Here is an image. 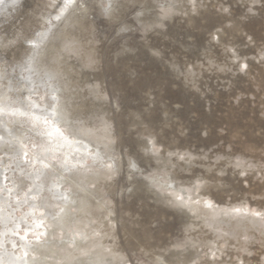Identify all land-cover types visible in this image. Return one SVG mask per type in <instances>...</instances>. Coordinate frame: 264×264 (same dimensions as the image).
<instances>
[{
	"label": "rangeland",
	"instance_id": "1",
	"mask_svg": "<svg viewBox=\"0 0 264 264\" xmlns=\"http://www.w3.org/2000/svg\"><path fill=\"white\" fill-rule=\"evenodd\" d=\"M77 1L69 9L84 28L53 19L36 50L43 72L52 62L48 43L62 47L60 109L75 104L67 114L73 128L110 129L107 147L99 146L110 166L90 158L82 165L95 171L88 187L98 186L93 201H102L92 225L103 216L102 228L114 234L104 242L125 264H264V0H112V12L109 0ZM24 154L0 173L14 194L28 185L18 171L31 160ZM192 196L217 214L193 218ZM240 220L249 222L231 231L227 224Z\"/></svg>",
	"mask_w": 264,
	"mask_h": 264
},
{
	"label": "bare ground",
	"instance_id": "2",
	"mask_svg": "<svg viewBox=\"0 0 264 264\" xmlns=\"http://www.w3.org/2000/svg\"><path fill=\"white\" fill-rule=\"evenodd\" d=\"M5 1H7L5 6H0V173L9 163L15 161V155L24 157V153H29L31 160L29 159L26 167L18 168V171L26 179L28 178L26 188L21 189L20 187V190L17 188L19 191L22 190L20 194H14L15 191H11L9 186H3L2 179L7 180V175L0 178V264H125L126 260L121 257L122 252L117 253L115 248H111V245L103 240L109 235L111 238L114 237L112 228L111 233L102 228L106 224L102 221L103 216H101V220H98V224L92 225L91 220L95 217L94 213L102 214L97 211V207L102 204V201L101 198L97 203L93 201L99 198L98 193L95 192L98 186L93 192L88 187L96 179L95 171L88 173L87 170L82 169L87 158H90L97 165L102 162L107 165L108 160L106 158L108 159V157L102 154L99 146L104 144L107 147L105 143L111 139L109 136L110 129L106 126L98 128L88 125L79 126L78 130L73 128L70 123L71 117L67 114L72 113L73 115L75 113L73 111L75 104L71 105L70 109L64 111L62 108L60 109V82L57 81L56 77L61 73L67 74L62 65L63 59H60L62 47L57 46L54 42L48 43V45L54 46V50L50 52L52 62L45 66L43 72H40L41 66H43L40 64L41 58L39 59V52L41 51L36 50L40 47V42H43L44 38L53 31L54 24L51 23L54 20L60 22L63 18L67 22L75 23V25L84 28L80 20L82 15H75L70 12L71 8L79 9L77 3H74L78 1L74 0L70 9L71 5L66 7L67 2L65 3V0ZM83 9L86 10L87 7L84 6ZM59 10H61L60 13ZM56 15L59 19L56 17L53 20L52 18ZM66 35L69 34L57 35V37L65 38ZM67 40L70 44L78 41L72 36H69ZM24 41L29 43L28 46L23 47ZM80 46H84V44L80 43ZM90 53L92 54V48L84 50V55L91 61L93 57L90 56ZM37 56L38 60L36 59ZM19 76L25 80L24 82L18 81L17 84L16 81ZM24 83L27 85L26 87L23 85ZM19 86L24 90L20 91ZM40 90L47 92L48 101L45 99L41 101ZM33 93L38 94L34 96ZM56 93H58L57 96ZM52 105L56 106L59 113L60 119L57 126L63 133L65 132L63 138L55 134L52 137L41 135L45 128L44 118L47 117L51 120ZM103 120L107 121L106 119ZM102 124L106 123L103 122ZM48 131H53L52 127L49 126ZM51 157H54L56 161L51 160ZM85 166L87 167V165ZM75 168L76 171H74ZM87 168H90V171L94 170L89 166ZM114 169L115 166L113 171ZM48 170H51L52 173H49ZM111 170L109 173L113 174ZM168 183L170 184L169 181ZM13 187L16 188L17 185L14 183ZM69 187L70 190H68ZM77 188L83 194L75 192L74 189ZM44 190L49 191L46 199L41 194ZM203 201L197 196L187 197L186 204L192 206L188 208L193 218H201L203 214H217L218 210L214 207L205 209L198 206ZM59 203L61 205L58 208L56 205ZM24 204L27 205L25 210L22 207ZM48 206L56 208L53 210V214L46 212L45 215H42L41 212L39 213V209H47ZM20 208L24 211L22 210L23 212L18 214L17 211ZM240 211L242 210L240 209ZM240 211H237L239 216ZM226 212L228 214L230 210H226ZM107 213L109 214V212H105L104 215ZM228 216L232 218L235 215L228 214ZM247 220L250 218L247 217ZM247 220H240L237 223L227 225L233 231L232 227L237 229L245 227L249 222ZM108 221H112V219L108 217ZM214 229L218 230L217 228ZM89 231L91 233H88ZM31 235L38 238H35L36 240L29 238ZM207 248L208 246L203 247L202 251ZM208 252L210 253V250Z\"/></svg>",
	"mask_w": 264,
	"mask_h": 264
},
{
	"label": "snow or ice",
	"instance_id": "3",
	"mask_svg": "<svg viewBox=\"0 0 264 264\" xmlns=\"http://www.w3.org/2000/svg\"><path fill=\"white\" fill-rule=\"evenodd\" d=\"M73 2H74V0H67L66 7L70 6ZM106 11H108V12L113 11L112 0H109ZM57 19H59V17H57ZM51 107H52V111L50 113L51 120H49L47 117L44 118L43 124H44L45 128H44V131L41 133V135L52 137L55 134L56 136L63 138L64 133H63V131H61L60 127L57 126V123L60 119L59 113H58L55 105H52ZM49 126L52 127L53 131H48ZM132 167H135V165L132 164ZM257 215H259V214H257Z\"/></svg>",
	"mask_w": 264,
	"mask_h": 264
},
{
	"label": "water",
	"instance_id": "4",
	"mask_svg": "<svg viewBox=\"0 0 264 264\" xmlns=\"http://www.w3.org/2000/svg\"><path fill=\"white\" fill-rule=\"evenodd\" d=\"M63 1V0H62ZM67 2V0H65V3ZM7 3V1H5V0H0V6H5V4ZM63 8V7H62ZM60 11L61 10H59V13H60ZM56 17H57V15L56 16H54L52 19H56ZM48 25V24H47ZM29 44V43H28ZM28 44L24 41L23 42V47L24 46H28ZM32 45V44H31Z\"/></svg>",
	"mask_w": 264,
	"mask_h": 264
}]
</instances>
